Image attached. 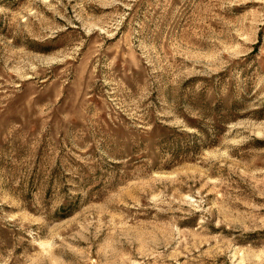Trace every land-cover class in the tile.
<instances>
[{
    "label": "rangeland",
    "instance_id": "1",
    "mask_svg": "<svg viewBox=\"0 0 264 264\" xmlns=\"http://www.w3.org/2000/svg\"><path fill=\"white\" fill-rule=\"evenodd\" d=\"M0 264H264V0H0Z\"/></svg>",
    "mask_w": 264,
    "mask_h": 264
}]
</instances>
